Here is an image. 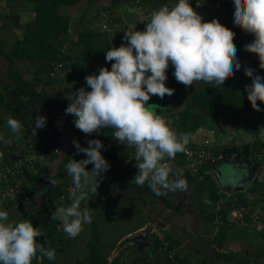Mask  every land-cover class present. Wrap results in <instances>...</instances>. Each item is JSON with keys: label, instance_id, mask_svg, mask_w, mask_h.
Segmentation results:
<instances>
[{"label": "clouds", "instance_id": "9594fccd", "mask_svg": "<svg viewBox=\"0 0 264 264\" xmlns=\"http://www.w3.org/2000/svg\"><path fill=\"white\" fill-rule=\"evenodd\" d=\"M233 5V26L254 37L244 51L256 55L264 70V0H233ZM234 36L218 19L205 22L189 0H178L171 8L159 6L143 31L127 30L121 46L106 52L111 70L99 68L98 75L84 78L90 91L82 87L74 96L67 95L70 103L65 114L75 117V128L86 136L111 128L114 140L134 148L138 172L133 181L137 185L147 184L158 196L164 194L161 189L184 191L187 180L182 172L170 180L173 168L168 161L186 151L189 134L178 132L174 121L165 118L167 109L148 102L152 96L163 99L174 95L175 90L166 87L170 64L176 81L186 87L199 81L221 86L232 78L242 67ZM254 73L252 68L244 69L245 77L251 79L245 92L253 110L260 112L257 102L264 104V77ZM46 123V117L38 115L32 135ZM7 125L17 135L23 128L12 117ZM260 135L264 138V130ZM72 143L76 154L83 153L87 158L72 159L65 165L73 183L71 204L57 208L51 219L59 220L63 231L74 239L92 223L91 209H81V202L89 199V185L91 193L96 194L98 177L102 178L111 166L101 153V140H89L87 147H81L75 139ZM88 165H93L91 171L86 170ZM40 237L44 232L32 221L13 222L7 211H0V264H33L44 257L55 260V249L40 243Z\"/></svg>", "mask_w": 264, "mask_h": 264}, {"label": "trees", "instance_id": "16d2710c", "mask_svg": "<svg viewBox=\"0 0 264 264\" xmlns=\"http://www.w3.org/2000/svg\"><path fill=\"white\" fill-rule=\"evenodd\" d=\"M27 1V0H26ZM92 1V0H87ZM86 0H34L31 6L33 10H31V17L28 15L26 20L22 21L20 18L19 13H15L16 19L9 20L10 29H20L22 30L23 36L18 38L11 43H7L8 49L0 47V51L3 52V55L8 60L9 64L11 65L9 77L15 80L14 85H10L5 87L6 90L13 89L17 93H19L22 97L21 105L25 108L30 107H45V106H54L59 111H63L67 108L70 100L64 99L60 100L58 95L51 94L50 92L45 91H38L33 88H27L23 86V77L19 71V69L15 68L16 64H18L21 60L28 61L29 63L33 64L35 73L36 74H44L46 73V77L50 82H59V73L55 74L54 76L51 75V72L54 68L55 64L64 63L65 67L62 69L67 70L69 66H67L66 60H77L75 62V66L78 68V76L71 74L70 80L79 81V83H67L64 87V94L74 96L75 92L84 87L86 90L90 91V88H87L85 77L88 75H92L93 73L90 72L86 67L84 62H98L100 64V68L107 67L109 68L111 63L106 62L99 59L100 55H103L112 47H120L123 42V37L116 41H112L109 38V34L106 33L105 35L108 36V39L105 38L104 41L99 40V36L103 35L102 31L94 29H85L77 31L76 39L79 45L75 44L74 48L79 50V55L77 56H70L69 50L65 51L62 47L64 42L69 39V35H71V17L70 14L64 13L61 11L62 7L68 6L72 8H77V6L81 3H86ZM151 4L153 3V0ZM122 2H130L131 4H135L136 6L143 7V1L136 3V0H113L110 7L119 5ZM148 3V1H144ZM161 5L163 4H171L173 0H159ZM145 6H149L146 4ZM157 10V9H156ZM233 13L234 7H231L226 14V21L228 22L225 25L228 29L235 33L234 36V44L237 49V58L240 60L242 57L247 58V64L245 68H252L255 70V75H259L264 77V70H262L259 66V59L254 54H246L244 53V38L251 37L252 41L254 37L251 34H246L241 29L236 28L233 26ZM5 17H9L7 14ZM119 17V16H118ZM120 20L119 18H117ZM150 21V18H149ZM3 27L0 26V31ZM145 26L140 27L139 31H143ZM245 33V34H244ZM0 42L4 44V40L0 39ZM243 62V61H242ZM72 65V64H71ZM174 68L169 66L167 70L168 79L166 81V87L174 89V95L172 96H165V97H175L178 96L185 88L181 83H178L173 76ZM44 71V72H43ZM69 73V72H68ZM94 74L98 75V71ZM1 81V78H0ZM251 84V79L245 77L244 71L241 72L239 77L235 79L233 76L232 78L228 79L224 82L221 86L218 84L216 85H207L202 87L197 92L193 93L191 96L190 103L186 105V107L178 112L170 114L171 119L173 116L177 115L178 117L172 119L174 121L173 127L178 132L187 133L189 135L195 133L200 127H207L209 129L214 128V121H211L209 117L204 116L200 110H207L210 111L212 114H222V120L226 121L227 119L233 122L234 124H238L240 122L239 118L241 114L249 111L252 106L250 102L247 100V93L245 92V87ZM259 103V101L257 102ZM9 100L7 99L5 93L0 89V129L5 132H11V129L7 125V120L9 117L6 113L8 111ZM13 118V117H12ZM169 119V118H168ZM238 119V121H237ZM24 128L22 131H27L30 129L29 126H35V118H28L24 121L20 122ZM210 123V125H209ZM5 124L4 127L1 125ZM250 131H254L256 133V139L253 143L244 145L246 150L243 151L244 156L248 157L249 154L246 152L249 148H252V152L261 153L264 151V138L261 137L260 133L262 128H264V121L258 122L255 124L253 122V118L246 121L245 124ZM27 129V130H26ZM32 129V128H31ZM223 129V128H222ZM226 130V129H224ZM21 131V132H22ZM42 129L37 130V135L30 136L29 133L21 139V143H24V146L20 149L17 148H10L5 149L0 147V177L5 180L4 175H8L6 173V168H10L14 165L15 157L13 156H20L24 154L26 150V146L29 144L28 140L35 138L37 141V147L40 146L45 150L48 149H59L56 139H54L55 131L52 132L47 131L45 133H41ZM222 131V130H221ZM7 132V134H8ZM102 132V139L107 142L108 140H113L114 144L111 149H109V153H112V163L110 169L105 173V177H110L114 179V181H121L123 183L132 184L135 188H139L140 185H137L132 179L124 175L121 171L122 163L118 158V149L120 143L117 142L112 138V134L114 129L105 128L101 129ZM3 133V134H4ZM5 135V134H4ZM3 135V136H4ZM6 136V135H5ZM2 137V136H1ZM1 139V138H0ZM5 138L3 137V140ZM19 139L14 140V143H18ZM13 143V146L16 144ZM212 150L216 152H226L224 147L219 145L212 146ZM235 150V149H234ZM237 150V149H236ZM234 153L230 152L227 154H231L232 156H238L240 153L236 151ZM57 155V154H56ZM56 155H53L47 161L50 163ZM247 159V158H246ZM50 161V162H49ZM71 161V158L68 157L63 163L58 171V177L62 179V183L57 186L56 193L53 198L45 205H36L34 195L29 204L30 210H33L35 206H37V211H29L24 212L26 208L23 206L26 204V201L21 202L19 199L16 198H6V201L3 202L5 208H13L18 206L20 209L23 210L21 217L16 221L20 222L25 219L32 221L34 227H41L44 232V237L38 238L40 243L45 244L46 247H51L55 249L56 252V259L55 260H48L46 257L38 258L37 260L33 261V264H58L60 259V254L70 245V239L67 234L63 231L61 222L59 220H52L51 216L56 211L57 208L61 206H70L71 199H70V191L65 189L63 186L70 185L71 176H69L66 172L65 165ZM182 163V162H181ZM93 167V165L91 166ZM46 168L41 169L40 175H48L46 172ZM188 171V169H187ZM34 172L30 166H24L22 172L18 174V177L23 180L22 188H30L33 187L35 189V193L38 192V184L36 180L33 179ZM38 174H36V177ZM10 178V176H9ZM187 180V187L191 186L194 182L195 185L204 186L208 193H210L211 202L207 204V206H211V211L209 213V219L213 222L214 218L217 214H221L220 220L225 221L227 223L228 219L227 216L230 213L231 208L225 206L219 213L213 214L212 209L214 207V203L222 196V193L217 186V184L211 180L208 174L204 176L202 181H195L198 179L190 177H183ZM1 181L0 183H2ZM9 181H12L11 179ZM65 181V182H64ZM99 192H102V188L99 187ZM170 191V190H169ZM174 192V191H170ZM34 193V194H35ZM39 193V192H38ZM29 194V193H28ZM37 195V194H36ZM41 195V191H40ZM30 196V194H29ZM162 201L170 205L172 201L166 195L162 194L159 195ZM64 197V198H63ZM94 194L89 191V199L88 204L89 208L91 209V216H92V228H91V235L90 238L87 240V247L88 253L83 259H76L73 264H123L122 263V254L119 252L117 255L111 258L109 254L104 251L102 245V235L100 233L99 222L98 220L94 219V210L91 208V201L93 200ZM82 209V208H81ZM249 219V217H248ZM224 224L222 225V229L220 231V238H223ZM152 232V243L155 250L164 249L166 262L165 264H194L191 259L187 257H183L178 252L175 253L174 256H170V250L176 248L180 242L176 241V238L169 236L165 237L164 240H160L158 237H154ZM45 238L46 241L45 242ZM150 240V241H151ZM165 241H167L169 245H165ZM222 241V240H221ZM172 247V248H169ZM114 248V247H113ZM223 248V249H222ZM217 254L216 257L218 259L227 258L230 263L232 264L234 253L228 249H225L222 245L220 251L216 250ZM141 261H145V259H136L134 264H137ZM149 261V260H148ZM145 264H152L151 262H146ZM200 264H208L204 259H201ZM251 264V263H245Z\"/></svg>", "mask_w": 264, "mask_h": 264}, {"label": "crops", "instance_id": "0c3cea01", "mask_svg": "<svg viewBox=\"0 0 264 264\" xmlns=\"http://www.w3.org/2000/svg\"><path fill=\"white\" fill-rule=\"evenodd\" d=\"M203 1L205 0H189V3L194 4V6H197V4L199 3L203 4ZM209 2L210 3L207 5V7H209L210 11H213L212 12L213 17L215 19H218L222 25L224 26L227 25L228 22L226 21L227 18L225 12H227L231 7H234L233 0H209ZM226 6H228V8H226ZM151 7H152L151 4L149 6H146V10L144 12H149V15H151L153 11ZM78 10L79 9H75L68 6H64L61 9L62 12L70 14L71 32L74 30V27L76 26V21L78 18L77 17ZM28 15L25 14L24 18H26ZM142 17L145 18L146 20L147 19L149 20V16L148 17L143 16L142 14L135 15L133 19L135 20V25H138L139 27L143 26V24L139 23ZM117 24L118 23L110 24L112 30L109 32L111 35L115 33V31L113 30L114 27L113 25H117ZM9 29L10 28H8L7 31H4L6 33L4 36H1V32L4 29H1L0 31V39L4 40L5 45H7L8 42L11 43L12 41L21 38L23 36L22 30L17 28L12 30ZM121 37H124V35H121ZM74 55L75 54H70L71 57H73ZM0 57L6 58L3 55L2 51H0ZM0 61H3V59H0ZM22 70L24 72V75L21 73L19 69L23 77V86L27 88H33L38 91L50 92L51 94L54 95L57 94L62 96V93L64 94L63 90L57 89L59 85H62L63 88L67 85L63 83V80H59V82H50L48 79L43 78L45 74H36L35 69L28 70L27 68H23ZM0 78L2 77L0 76ZM2 81L3 79H1L0 81L1 84L0 89L5 93L7 99L9 100V106H8L9 113H6L7 116L8 115L12 116L14 119H17L19 122H21L28 118H35L41 110L45 109L46 107H51L49 105L45 107H35V106L30 108L23 107L21 105V101L23 100L21 95L13 89L6 90L5 87L10 86V84L3 87ZM66 97L67 95L63 96L64 99H67ZM64 99H60V100H64ZM258 106L262 109L260 112H256V111L249 112L250 111L249 110L241 114V117L239 118L240 122L238 124L231 123V126L230 128H228V130L221 129L222 131H217L215 129H209L207 127H200L195 133L189 135V140L196 144H201L206 146L219 145L221 147H224L227 153L230 152L234 153L235 150L237 149L236 151L240 153L238 156H232L231 154H229L231 157H233L232 162H219L217 164H208L205 168L208 170L209 177L217 184L220 191H224V192L227 191L228 193L236 194L238 196L239 201L242 204L248 205V208L251 213L259 212L260 216L264 220V159L257 158L256 153L252 152L253 151L252 148H249L246 151L249 154L248 157L247 156L245 157L243 154V151L246 150V147L244 145L253 143L256 139V133L254 131H250V129L245 125L246 121L252 118L255 124L264 121V104L259 102ZM57 111L61 113L65 110L63 111L57 110ZM68 119L69 117H66L64 119L65 120L64 124H61L59 121H50V123L48 122V125L51 127V131L52 132L55 131V134H57L56 136L54 135L53 138L56 139L59 149H57L58 154L54 157V159L51 162L49 161L50 163L47 162L46 164H44L42 169L49 167L51 164L52 165L50 167V172H49L50 174H48L47 176L44 175L43 177L50 178L51 176L54 175V177L51 178L58 179L59 177L55 175H58V171L60 170L62 163L68 157H70L71 160L72 159L76 160L77 158L79 157L81 158V156L84 155L83 153L79 155L76 154V148L72 143L74 139L79 142L81 147H84L85 145L88 146L87 144L88 137H90L91 135L86 136L80 130L75 128L73 123L75 119L74 116H71V120ZM229 121L233 122L231 121V119ZM29 127L33 128L32 126ZM26 132L27 131H22L19 135L13 134L12 131L9 132V134L14 136L16 139L20 138V141L18 143L13 142L16 139H11V140L6 139L8 138V136L7 135L3 136L6 133L3 132L4 134L2 133V135H0L1 138L0 141L1 144L3 145L2 148L6 146H7L6 148L8 149L12 148L13 143L16 144L15 146H13L14 148L17 149L22 148L24 146V143H21V139H23L24 136H26ZM28 133L30 136H33L32 129L29 132H27V134ZM41 133H43V130L41 131ZM3 137L5 138V140H3ZM99 140H102L104 142V140L102 139V132L99 133ZM121 145L123 144L119 145L118 152L122 147ZM123 146L127 148L126 145ZM127 149L131 153V156L129 158H124V157L120 158L118 156V158L122 163V169H121L122 173L127 177H129L130 179L134 180V177L138 172V169L135 167L136 164L135 151L134 149H132V147H128ZM43 177L42 179H44ZM102 178L103 179L99 181V187L102 188V192L98 191L97 193L98 195L104 194L103 185L105 182H107L105 179V174L102 175ZM108 179L110 180L111 178L109 177ZM38 182L41 181L39 180ZM191 183L192 185L189 186L190 189L184 190L182 192H180V190L170 192L169 190L161 189L164 195L169 197V199L172 201V204L170 205L165 204L160 198V196L156 195L155 192L152 191L147 186V184L142 186V189L147 190L149 193L153 194L158 199H160L161 202L163 203L161 205L160 202L157 201L153 202V199L151 200L144 196L137 197L138 199H141V202L143 203V207L145 208V210L147 209V212L149 213L148 216L152 217L154 221L152 219L150 220L160 225L158 229L155 228L152 224H151L152 226L148 225L149 222L145 223L143 221V217H141L142 214L144 213L139 212L137 214L136 212L135 214L142 218L141 223L134 229V231L130 230L127 234L133 232V234L136 235L140 232L145 231V228H148L150 229L149 240L152 239L151 231H155V230L165 235L164 238L166 236L167 237L172 236L176 238V241L180 242L179 244H177L178 246L174 248V250L176 249L177 250L176 252L181 254L183 257H187L188 259H191L194 262V264H200L201 259H204L208 264H228L227 258L218 259L216 257L217 254L216 250L220 251L221 245L225 249H228L234 253V257L236 259L233 261L232 264H245V263L264 264V228L258 229L257 226L255 227L254 224H251L250 223L251 220L250 218L248 219L247 215L245 218H239V217H235V214L233 212H230L228 214L227 223L219 219H217L216 221L215 218L212 222L209 219L211 206L210 207L207 206V204H209V202H211L212 200L210 197V193H208L207 189L204 186L195 185L194 182ZM122 184L132 186L135 190H140L139 188H135L132 184L123 183V182ZM57 185L58 184L55 185L54 189L57 188ZM126 191L127 190H125V192ZM187 192H190L189 193L190 198L186 195H183V193L188 194ZM186 197H188L189 202L193 197L196 200L195 203L198 204V208L194 209L190 205L191 207L189 206L187 207L186 210L187 213L184 215L183 208L184 209L186 208L184 205L193 204V202L186 203L187 202ZM185 217H187V220L183 219ZM223 224H224V229L222 230L223 238H220V231L222 229ZM91 228H92V223H91ZM99 228H100V224H99ZM127 234L122 235L120 239L112 240V241L117 245L121 244L123 242L122 239L130 238V236L126 237ZM154 235H155L154 237H158L157 233H154ZM184 242L185 244H187L185 248L183 246ZM141 247H139V249L141 248L140 249L141 253L143 254L147 253L146 257L153 256V252L151 248H154V246L152 240L146 242L145 245L141 244Z\"/></svg>", "mask_w": 264, "mask_h": 264}, {"label": "rangeland", "instance_id": "374dc122", "mask_svg": "<svg viewBox=\"0 0 264 264\" xmlns=\"http://www.w3.org/2000/svg\"><path fill=\"white\" fill-rule=\"evenodd\" d=\"M33 1L34 0H27V1L26 0H7V1L6 0H0V26L3 27L2 29H4L2 31L3 33L1 32V36H4L6 34L4 31H7L8 28L11 27L9 20L16 19L15 13H17V14L19 13L22 21H24V20H26V18H28V17L24 18L25 14L26 15L29 14V16L31 17V15H32L31 10H33V7L31 6V4H33ZM112 1L113 0H92V1H87L86 3L79 4L77 7H80V8L74 7L75 9H79L77 11V17L78 18L76 21V26L74 27V30L72 31L71 35H69V39L64 42V45L62 48L65 51L69 50L70 54H75L74 56H77V54L79 55V50H77V49H79V45H78L77 39H76L77 31L85 30V29H94V30L99 31L100 23L102 21L101 18H103L104 15L107 17V19L111 23H118V24L113 25L114 26L113 30L115 31V33H113L112 35L109 34L110 32L107 29H104V28L100 29L102 31V34H103V35L99 36V40H101V41H104L105 38L108 39V36L105 35L108 32H109L108 33L109 38H111L112 41H116L121 37V35H125L127 30H134L135 29V30L139 31L140 27L138 25H135V20H133L135 15L142 14L143 16H147V17L149 16V18L151 17V15H149V12H144L146 10V7H144V6L141 7V6H136L135 4H131L130 2H122V3H119L118 6L115 5V6L110 7L109 5H111ZM210 2H209V0H207V1L205 0V1H203V4L199 3V7L194 6V4H191V6H193L195 11L203 17L205 22H209V21L215 19L213 17V14H212L213 11H210L209 7H207V5ZM151 6H152L151 8L153 9V11H155L156 9L159 8V6H161V3L159 2V0H153V3L151 4ZM226 8H228V6H226ZM135 12H136V14H135ZM7 14L9 15V17H5ZM117 18H119L121 21L118 20ZM141 20L139 23L143 24V26H146V23L149 22L148 19L146 20L143 17ZM116 28H118V29H116ZM9 30H11V29H9ZM116 30H117V33H116ZM243 38H244L245 45L252 42L251 37L243 36ZM75 44L78 45L77 49L74 48ZM0 47L8 49V45H5L1 42H0ZM244 53L250 54V53H247L245 51H244ZM0 59H3V61H0V76L2 77L1 79H3V81H2L3 87L7 86L9 84L14 85L15 80L8 76L9 69L11 68V65L9 64V62L7 61L6 58L0 57ZM99 59L104 61V64H107L106 59H105V53L103 55H100ZM238 61L241 63L242 67L239 71L234 73L233 77L235 79H237L239 77V75L241 74V72L244 71L245 65L247 64V58L242 57ZM65 62H67V66H69V67L67 68V70H65V69L59 70L60 80H63L64 84H67V83L69 84L71 82L79 83V81L72 80V79L70 80L71 74L78 76V68H77V66H75L76 59L73 61L66 60ZM83 64H85V67L90 72H92L93 74L95 72H97L98 69L100 68V64L98 62H84ZM15 68H17V69L19 68L21 73L24 75V72L22 70L23 68H27L28 70H30V69L32 70V69H34V66H33V64L29 63L28 61L21 60L20 63L16 64ZM44 74H46V73H44ZM43 78L47 79L46 75H44ZM207 85H209V84H207L203 81L194 82L191 87H186L178 96L164 97L163 99H160L159 97H156V96H152L148 103L160 105L161 108L167 109L164 113L165 118L171 119L170 114H173L175 112H178V111L184 109L186 107V105L190 103L192 94L197 92L202 87H205ZM57 89L64 91V88L62 85H59L57 87ZM58 96H59V99H64L63 96H66V95H64L62 93V96L61 95H58ZM157 111L159 113V109ZM253 111H254L253 109H250L249 112H253ZM200 112L204 116L209 117V119H211V121H214V125H212V126H214V128H212V129H215L217 131H221L222 128H223L222 130H224V129L228 130V128H230V126H231V122L228 119L226 121H224V120L222 121V119H221L222 114H218V115L212 114L210 111L203 110V109H201ZM38 115L44 116L47 119L46 126L44 128H42L43 133L51 130V127L48 125V122L50 123V121H59L61 124H64V121H65L64 119L66 117H69L68 120H71V116H72V115H66L65 111L59 113L56 110V107H54V106L46 107L45 109L41 110L38 113ZM174 117L177 118L178 116L175 115V116H173L172 119H174ZM4 125L5 124H2L1 126L4 127ZM209 125H210V123H209ZM7 132L5 133V135L8 136V138H6V139H8V140L16 139L14 136L10 135L9 132L7 134ZM2 133H3V131H2V129H0V135H2ZM94 139H99V134L93 133L90 137H88V141L94 140ZM101 142L104 145V147L101 149V153H102L103 157L108 161V163L111 164V161L113 159V157H112L113 155H112V153H109V149H111L113 147L114 141L108 140L107 142H105V141L103 142L101 140ZM123 145H121L122 147L120 148V151L118 152V156L120 158H122V157L129 158L131 156V153ZM2 146L3 145L1 144V141H0V147H2ZM6 147H4V148L8 149ZM84 147H87V146L85 145ZM12 148H13V146H12ZM86 158L87 157L85 155H83V156H81V158L79 157L76 160L78 161V160L86 159ZM51 165L46 168L47 174H50L49 172H50ZM91 166L92 165H88L86 170L91 171V169H92ZM36 174L37 173L35 172L33 175V179L36 180V183L38 184V189H39L38 192L39 193L38 192L35 193V189L33 187L24 188L23 192L26 194L29 193L30 194L29 198H31V199H32V196L34 195V198H37V199H35V204L37 206L38 205H45L53 198V196L56 193L57 188L54 189L55 184H53L52 182H49V181L46 182L45 184H42L44 182L42 179L43 176L38 174V177H36ZM103 174H105V173H103ZM55 176H57V175H55ZM51 177H54V175ZM43 178L49 179V177H43ZM108 178L109 177H105L107 182H105L103 185L104 194L98 195L97 194L98 189H97V193H96L97 196H96V194H94L93 203L91 201V208L92 209L94 208V212H93L95 215L94 219L98 220V222L100 224V233L102 235V245H103L104 251L107 254H109L111 256V258L114 257L115 255H117L119 252H121L123 264H134L135 259L140 260L141 258L145 259L146 262H151L152 264H165L167 259L165 257L164 249L155 250L153 252V256H151V257L147 256L149 258L146 257L147 253L146 254L141 253V251H140V249L142 248L141 244L142 243L144 245L146 244L143 242L145 239L143 241L139 240L141 242L140 244H138L139 246L138 245H132L131 243H133V242L130 243L129 241L128 242L124 241L125 238L122 239V241H124L126 243H123L121 241L122 243L118 244V245L112 241V240L120 239V237H122V235L127 234L130 230L134 231V229L138 225H140L141 219H142L141 217H143V221L145 223L149 222L148 225L152 224L155 228H157V229L159 228L160 224L153 222L154 220L152 219V217L148 216L149 213L147 212V209L145 210V208L143 207V203L141 202V199H138L137 197L144 196V197H147L151 200L153 199V202H156V201L160 202L161 205L163 203L156 196L149 193L147 190L142 189V186H139L140 190H135L132 186L124 185V184H122V182L114 181V179L109 180ZM101 179H103V178L98 177V181H100ZM39 180L41 182H38ZM1 181H3V179L0 177V182ZM57 181L62 182V179L58 178ZM69 183H70V185L63 186V187L67 190L69 189V191H70L71 187H73L72 179ZM56 184L59 185V183H56ZM62 185H63V182H62ZM2 187H4V184L0 183V196L6 197L7 195H4L5 192L1 191ZM90 187H91V185H89V191H90ZM188 189H190V187H187L186 190H188ZM121 190H122V192H121ZM125 190H127V191L125 192ZM40 191H41V195H40ZM180 192H182V191H180ZM187 193L188 194L183 193V195H186L190 198V195H189L190 192H187ZM70 196H71V192H70ZM188 197H186L187 198L186 203L193 202V204L184 205L186 207L185 209L183 208V210H184L183 214L184 215L187 213L186 210H187L188 206L189 207L192 206L194 209L198 208V204L195 203L196 200L192 197L191 201L189 202ZM10 198H16V195H14V196L12 195V196H10ZM31 199L27 200L26 204L23 206V208H26L24 212H29V211L35 212V211H37V206H35L33 208V210H30L29 204L31 202L30 201ZM88 202H89L88 200L82 201L81 202V208L83 209L84 207H89ZM0 211H7L9 213V220L13 221V222H16L21 217V214L23 212V210L20 209L18 206H15L13 208H5L3 205V202L1 201V198H0ZM136 212H137V214L139 212H142L144 214H142V216L140 217V216H137L135 214ZM150 219H152L153 221H151ZM183 219L187 220V217H185ZM262 220H263V218L261 217V221ZM250 223L254 224L255 227L257 226V228L260 229L261 224H264V220H263V223H260V222L255 221V220L250 221ZM146 229H148V228H145V230ZM152 232L154 235V233H156L157 230L151 231V234H152ZM90 235H91V224L85 225L84 230L76 238L70 239V245L60 254V259H59L58 264H73V262L77 258L83 259L88 253L87 240L90 238ZM133 235H135V234H133V232H132V233L127 234L126 237H128V236L133 237ZM125 240H127V239H125ZM113 245H116V246H113ZM168 245L170 246V244H168ZM186 245L187 244H185V242H184L183 243L184 248L186 247ZM139 247H141V248L139 249ZM169 248H172V247H169ZM153 250L154 249H152V251ZM152 257H153V260H152ZM233 259H235L234 256H233L232 260ZM145 261H142V262L145 264ZM227 261H228L227 262L228 264H231L228 259H227ZM137 264H141V261H139Z\"/></svg>", "mask_w": 264, "mask_h": 264}, {"label": "built area", "instance_id": "2783aa9c", "mask_svg": "<svg viewBox=\"0 0 264 264\" xmlns=\"http://www.w3.org/2000/svg\"><path fill=\"white\" fill-rule=\"evenodd\" d=\"M143 1L144 7L147 3L144 1L147 0H136V3H139ZM178 0H173L171 4H166L170 8L174 6ZM148 5L149 2H148ZM165 5V4H163ZM162 6V5H161ZM102 21L100 23L101 29H107L108 31H111L110 27V21L107 19V17L104 15L103 18H101ZM64 63L55 64L54 68L51 72V75H55L59 73V70L64 67ZM111 70V65L108 68ZM31 130V127L28 131ZM33 137V136H32ZM37 140L35 138L28 140V145L26 146V150L24 151V154L20 156H13L15 157V163L10 168H6V173H9L8 175H4L5 180L2 182L4 184V187H2L1 191H4L7 195L6 197H1V201L5 202L6 198L10 196L16 195V199H19V201L24 202L29 200V194L24 193V187L22 188V182L18 177V174L22 172L24 166H30L33 170V172L39 174L41 169L43 168L44 164L47 163L49 158L53 155L58 154L57 149H48L45 150L42 147H37ZM212 146H206L201 144H196L189 140V143L186 147V151L184 153H178L174 160L168 161L170 166L173 168V174L170 176L171 179L178 178L179 173H183V177H192L198 180L195 181H202L204 179V176L208 173V170L205 168L208 164H217L219 162H232L233 157H231L229 154H226L224 152H216L212 150ZM134 149V148H132ZM135 151V149H134ZM256 157L259 159H264V151L261 153H256ZM182 162V163H181ZM188 169V171H187ZM36 170V171H35ZM38 177V176H37ZM3 179V178H2ZM12 181H9V180ZM72 189V187H71ZM70 189V190H71ZM69 190V189H68ZM71 192V191H70ZM223 192V193H222ZM222 196L219 197V199L214 203V207L212 209L213 214L219 213L225 206H228L231 208L230 212H233L235 214V217L239 218H250L251 221H258L260 223H263V220L261 221V216L259 212L251 213L248 205L242 204L238 196L236 194L228 193L227 191H221ZM221 214H217L215 219L220 220ZM263 224H261L260 228H263ZM158 235V238L160 240H164V235L161 232H156ZM167 246L169 243L167 241L164 242ZM176 249L170 250V256H174L176 253Z\"/></svg>", "mask_w": 264, "mask_h": 264}, {"label": "water", "instance_id": "95a60500", "mask_svg": "<svg viewBox=\"0 0 264 264\" xmlns=\"http://www.w3.org/2000/svg\"><path fill=\"white\" fill-rule=\"evenodd\" d=\"M221 165H224V164H221ZM43 183L42 184H45L46 182H52L53 184H55L56 185V183H61V181H57V179H55V178H49V179H46V178H44L43 179ZM149 234H150V229H147V230H145V231H143V232H140V233H138V234H136V235H134L133 237H130L129 239H127V240H125L126 242H133V243H131L132 245H138V244H140L141 242L139 241V240H141V241H143L144 239V243H146V242H148V241H150L149 239ZM126 242H124L123 241V243H126ZM143 244V243H142ZM139 246V245H138Z\"/></svg>", "mask_w": 264, "mask_h": 264}, {"label": "flooded vegetation", "instance_id": "af4514ba", "mask_svg": "<svg viewBox=\"0 0 264 264\" xmlns=\"http://www.w3.org/2000/svg\"><path fill=\"white\" fill-rule=\"evenodd\" d=\"M144 242V241H143Z\"/></svg>", "mask_w": 264, "mask_h": 264}]
</instances>
